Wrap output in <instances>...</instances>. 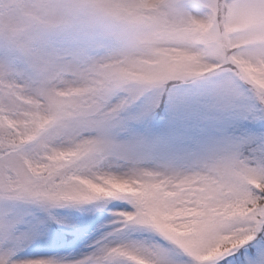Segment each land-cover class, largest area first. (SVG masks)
Listing matches in <instances>:
<instances>
[{"label": "snow or ice", "instance_id": "obj_1", "mask_svg": "<svg viewBox=\"0 0 264 264\" xmlns=\"http://www.w3.org/2000/svg\"><path fill=\"white\" fill-rule=\"evenodd\" d=\"M148 92L169 135L117 143ZM0 198L126 202L80 260L18 257L43 233L4 210L0 264H264V0H0Z\"/></svg>", "mask_w": 264, "mask_h": 264}, {"label": "rangeland", "instance_id": "obj_2", "mask_svg": "<svg viewBox=\"0 0 264 264\" xmlns=\"http://www.w3.org/2000/svg\"><path fill=\"white\" fill-rule=\"evenodd\" d=\"M245 87L248 86L245 85ZM153 99V93H145L128 111L121 113V125L112 130L113 139L117 143L127 142L137 137L152 140L169 135L171 116L167 105V94L154 108L151 107ZM148 108H151L150 112L146 115L140 114ZM245 123L247 125L245 130H262L252 121ZM241 131L237 129L235 134L240 135ZM156 162L159 161H145V166L151 167ZM125 205V201H111L104 207L89 203L82 208L66 206L46 210L23 201L0 198V212L13 211L24 221L36 225L43 233L21 247L17 252L18 257L54 255L72 260L88 257L101 242L118 239L125 231L115 213V208ZM52 216L63 222L57 223L51 219ZM131 236L133 239L144 240L147 243L159 240L158 237L150 238L147 233H132ZM172 258L178 259L174 254Z\"/></svg>", "mask_w": 264, "mask_h": 264}, {"label": "trees", "instance_id": "obj_3", "mask_svg": "<svg viewBox=\"0 0 264 264\" xmlns=\"http://www.w3.org/2000/svg\"><path fill=\"white\" fill-rule=\"evenodd\" d=\"M161 101H163V100H161ZM93 223V222H92ZM89 226H91L90 224H89ZM87 230V229H86Z\"/></svg>", "mask_w": 264, "mask_h": 264}]
</instances>
